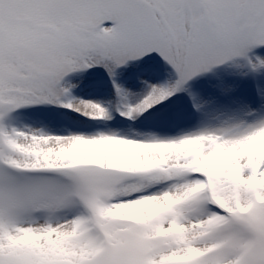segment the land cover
<instances>
[{"label":"snow or ice","instance_id":"snow-or-ice-1","mask_svg":"<svg viewBox=\"0 0 264 264\" xmlns=\"http://www.w3.org/2000/svg\"><path fill=\"white\" fill-rule=\"evenodd\" d=\"M221 66L264 75V0H0V264H264V103L190 85Z\"/></svg>","mask_w":264,"mask_h":264},{"label":"rangeland","instance_id":"rangeland-1","mask_svg":"<svg viewBox=\"0 0 264 264\" xmlns=\"http://www.w3.org/2000/svg\"><path fill=\"white\" fill-rule=\"evenodd\" d=\"M131 72L132 69L121 70V75L119 76L120 83L128 88L138 89L139 84L136 82L135 78L130 75ZM251 77L257 79L262 90L261 93H264V75L254 76L252 74H240L228 66H221L217 68L214 73L197 77L190 82V85L194 91L201 93L206 98H215L221 102L219 95H225L227 98H223L224 101H232V104L234 102L248 103L255 108L264 103V97L260 95L258 99H253L249 84V79ZM89 79H86L84 83L74 89V92L77 95H82L84 97H91L90 95L105 97L108 102H111L114 105L116 98L111 83L105 79L101 85L97 86L88 82ZM87 82L88 85H86ZM190 110L186 111L190 112ZM61 120L62 123L74 126V121L78 119L73 117V114L69 113L67 116L62 117ZM120 120L119 116H115L111 121V124L117 127L124 125L123 123L121 124ZM137 126H142V124H138Z\"/></svg>","mask_w":264,"mask_h":264},{"label":"bare ground","instance_id":"bare-ground-1","mask_svg":"<svg viewBox=\"0 0 264 264\" xmlns=\"http://www.w3.org/2000/svg\"><path fill=\"white\" fill-rule=\"evenodd\" d=\"M133 90H136V89H133ZM91 97H97V98H100V99H103L105 102H108L105 97H98V96H95V95H90ZM86 98H89L88 96Z\"/></svg>","mask_w":264,"mask_h":264}]
</instances>
